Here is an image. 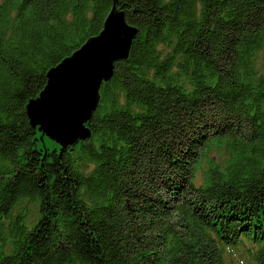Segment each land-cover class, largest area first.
<instances>
[{"label": "trees", "instance_id": "1", "mask_svg": "<svg viewBox=\"0 0 264 264\" xmlns=\"http://www.w3.org/2000/svg\"><path fill=\"white\" fill-rule=\"evenodd\" d=\"M137 28L60 150L26 103ZM0 264H264V0H0Z\"/></svg>", "mask_w": 264, "mask_h": 264}, {"label": "water", "instance_id": "2", "mask_svg": "<svg viewBox=\"0 0 264 264\" xmlns=\"http://www.w3.org/2000/svg\"><path fill=\"white\" fill-rule=\"evenodd\" d=\"M104 21L98 35L47 72L40 94L26 103L29 126L60 150L90 138L85 124L99 103V89L112 79L114 63L128 58L138 32L114 3Z\"/></svg>", "mask_w": 264, "mask_h": 264}]
</instances>
